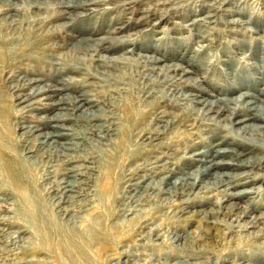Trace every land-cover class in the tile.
<instances>
[{"label": "rangeland", "instance_id": "obj_1", "mask_svg": "<svg viewBox=\"0 0 264 264\" xmlns=\"http://www.w3.org/2000/svg\"><path fill=\"white\" fill-rule=\"evenodd\" d=\"M40 1L42 8L11 11L18 19L7 32L33 31L37 40L48 32L45 59L52 53L57 60L40 66L43 77L26 61L0 69V264H264V189L237 192L264 188L262 179L249 182L264 174V162L222 163L264 155L263 142L239 143L246 137L215 128L186 98L264 92V0H100L82 15L73 9L79 15L64 29L55 27L67 19L40 21L53 8L52 0ZM102 36L111 40L99 50L107 61L68 49ZM174 65L187 69L182 79H196L201 92L182 82ZM20 77L42 80L16 88ZM64 80L71 83L56 89ZM39 86L45 91L33 90ZM56 101L61 105L51 106ZM56 113L57 121L46 119ZM49 131L55 141L38 143L37 134ZM69 142L63 155L55 150ZM214 145L241 154L213 158L217 172H247L236 182L244 185L229 190L236 194L225 196V186L199 190L201 181L177 196L158 182L206 165L187 159ZM15 159L31 183L11 179L5 164ZM61 178L76 185L63 192Z\"/></svg>", "mask_w": 264, "mask_h": 264}, {"label": "bare ground", "instance_id": "obj_2", "mask_svg": "<svg viewBox=\"0 0 264 264\" xmlns=\"http://www.w3.org/2000/svg\"><path fill=\"white\" fill-rule=\"evenodd\" d=\"M99 1L100 0H52V5H53V8L51 10L52 12L47 13L45 17L40 19V21L42 20L46 21L54 17L56 18L59 17L64 20L67 19L65 20L64 23L59 24L58 26L55 27V28L64 29L66 26H68L69 22L73 20V17L79 15L78 13L82 15V13H85L84 11L88 9L87 7L89 5L96 4ZM42 5L43 4L41 3L40 0H33V2L32 0H0V69L4 66L12 65V63L14 62L26 61V63L24 64L27 65L28 68L30 67L31 71H34V74H38L40 75V77H43L44 75H41L39 69L44 68L45 65L47 68H51V63H54L51 57H54L53 60H57L58 55H53L52 53L47 54L48 58L50 59L48 58L45 59V54L48 51H50V49L46 48L45 46H42L41 42L44 41V36L46 37V34H48V32L45 35L43 34L44 36L39 37L38 40L35 37V35H32L33 31L31 33L30 32L27 33V36L24 37L19 35L17 37L14 36L12 32L11 33L7 32V29H9L18 19L17 18L18 13L12 14L11 11L13 12L16 11L19 12L20 14L22 12L20 10V7L22 6L26 7L25 10H27V6L42 8ZM76 8L80 9L81 12L78 13L74 12L73 9ZM47 10H50V8ZM38 19L39 17H37L34 20L36 21ZM85 40L88 41L89 43H86L82 48H80V46H77L76 44H73L68 49L74 53H76V51L77 52L90 51L92 54L88 53L89 56L98 55V60L100 63L102 61L108 60L107 57L100 54L99 50L103 44L111 41L109 37L102 36L99 38L92 39L90 41L88 39ZM64 46L65 44L63 43L56 47L62 48ZM142 57H144L146 60H149L154 64H158L161 61L156 57H151V56L149 57L142 56ZM154 68H158V67H154ZM172 69L174 72H176V70H180L181 74L179 79H182V77L188 73L187 69H181V66L179 65H174ZM11 76H16V75L11 74ZM40 77L24 78V79L23 77H20L17 80H14L16 81V84L13 86H15L16 88L20 87V81H21L22 86L31 87V85L36 84L37 82L42 80ZM182 82L186 83L187 86H192V88L197 90L195 91L196 93L200 91L199 90L200 86L196 79L193 78L182 79ZM70 83L71 81L64 80L63 82H61L60 88H56V89L65 88ZM13 86L11 87V89L14 88ZM45 87L44 86L34 87L33 90H37V93L44 92ZM262 94H264L263 91H258L256 92V94L245 91V92H240L237 95H233V96L223 94V96L217 97L216 95L211 94L212 95L211 97L213 99H208V97L199 99L200 97H202V95H197V94H189L186 98L195 104L201 105V108L204 109L203 111L209 117L208 120H212L210 122L213 123L215 128L221 130L222 132H228L235 135H238L239 133L242 134V136L246 138L239 139V143H244V145L248 143V141H246L247 139L248 140L258 139L260 142H263V144L261 143V146L264 147V125L254 123L255 120H260L261 122H264V101L261 99V97L263 96ZM78 101L80 102L79 99L73 98L72 102H75V104L73 105L74 107L82 106L81 104L76 105ZM61 103L62 101L52 102L51 106L53 105L60 106ZM84 112H85L84 115H88V117L91 116L90 112L86 110H84ZM60 116L61 115L59 113H56L47 117L46 119L48 120L54 119V121H57L58 119H60ZM57 127H61V126H57ZM37 136L43 137V140L39 141L38 143H42L45 145V142H47L48 145H50L55 141L53 139V136H57V134L51 133L49 131L44 133H38ZM244 139L246 140L244 141ZM220 143H226L227 145L239 144L235 141H233V143L231 144L225 140L220 141ZM216 145H214L212 149H206L195 152L192 155H190L191 156L190 159H187L189 162H192L193 160H201L207 163L206 165L198 166L195 169H192L191 171H182L181 176L175 177L172 181H169V177H170L169 175L162 176L161 178L158 179V182L168 185L171 191L170 193H173L177 196L190 194L201 181H203V184H201V186L198 188L199 190L203 189L205 191H210V190L218 189L221 186H225L224 188L225 190H222L224 191L225 196H232L233 194H236L235 192H231L229 190L235 187L234 185L238 180L247 178L246 176H244L247 174V172L246 171H242L238 173L217 172L215 171L216 164L220 163V161H214L213 158L219 155V153H227L230 155H234L236 157L237 155L239 156L241 154L239 152L237 153L234 148H231L229 146L217 147ZM58 147L59 148L56 147L55 150L60 151L59 152L60 155H63V150H71L72 144L71 142H69L68 145H59ZM209 150L210 153L212 152V154L207 153ZM207 154L208 157L210 158L202 159ZM250 159H251L250 157L244 158L242 160L236 159V162H234L232 161L233 158H230V161L222 162V163H228L231 166L236 165V166L252 168L253 166L260 164V162L261 163L264 162V155L260 157H256L253 160ZM16 161L17 162L15 163L8 162L7 164H5V169L7 170L8 174L9 173L11 174L9 175L11 179H16V180L21 179L24 181L28 179L27 182L31 183L33 180L32 176L28 172H26V169H24L23 165H20V163H18L19 162L18 160ZM30 166L28 165L27 168L30 169ZM73 169L74 168H68L67 173L73 171ZM173 171L174 170L171 169L168 173H172ZM28 174L30 175L29 178L26 176ZM207 175L209 176V178L203 180L202 177ZM257 175L258 178L256 177L253 179L251 177L249 182H252L255 179L264 180V174H257ZM66 178L63 179L61 178L59 180V184H63L61 185V189H63L62 190L63 192L67 190H71V188L76 185V180H72V178L71 179H66ZM106 178H110L109 172H107ZM247 181L248 180H245L244 183H246ZM242 184L243 182L238 185L242 186ZM253 189L262 190L264 188H262L261 186H256L250 189L237 190V192H251ZM162 192H167V191L163 190ZM242 212H246L245 208L242 209ZM96 232H97L96 233L97 237H99L102 234L104 238H108V235H106L104 231L103 233L102 230H98ZM109 245L110 244L108 242L102 248L103 249L109 248ZM80 252L83 253L85 251L81 250Z\"/></svg>", "mask_w": 264, "mask_h": 264}]
</instances>
